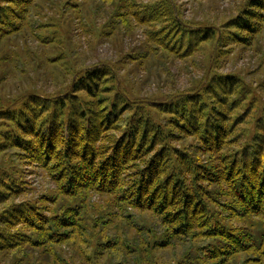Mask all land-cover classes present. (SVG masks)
Listing matches in <instances>:
<instances>
[{"label": "trees", "instance_id": "obj_1", "mask_svg": "<svg viewBox=\"0 0 264 264\" xmlns=\"http://www.w3.org/2000/svg\"><path fill=\"white\" fill-rule=\"evenodd\" d=\"M91 6L103 15L93 30L113 38L116 57L77 65L67 43L47 60L67 54L72 84L0 105V264H231L240 255L264 264V77L216 70L223 54L253 51L264 35V0H241L223 22L185 18L176 0ZM37 7L0 0V45L27 32L55 42L40 35L51 25ZM83 7L70 3L75 20ZM209 42L217 52L205 82L206 72L139 96L125 79L138 72L174 86ZM35 168L52 184L37 196L27 179Z\"/></svg>", "mask_w": 264, "mask_h": 264}, {"label": "rangeland", "instance_id": "obj_2", "mask_svg": "<svg viewBox=\"0 0 264 264\" xmlns=\"http://www.w3.org/2000/svg\"><path fill=\"white\" fill-rule=\"evenodd\" d=\"M36 1L38 7L35 12H39L38 15L36 14V18L40 21L46 20L51 25L50 27L40 29V35L50 33L54 37H57L55 38V42L44 46L41 45L37 38L30 36L27 32L24 35L20 34L10 38L3 45H0V58L8 57L6 60H0V105H6L12 99L17 97L22 98L26 93L32 91L40 94L55 93L66 87L69 83L72 84V80L78 72L73 74L68 73L67 68H69L68 63H70V59L67 54L63 53L61 59L56 62H49L47 60V56L56 55L58 48L61 49L67 43L73 45L75 55L72 58L73 60L76 58L77 65L86 64L87 66L116 57L113 38L110 39L109 36L97 37V31L93 30L94 27H92L90 21L93 20L92 22L99 24L102 21L103 15L98 14L95 18L92 17V0H84V7L82 8L84 18H76V20L75 11L71 10L69 5L72 2L73 9L77 0H69L67 5L64 2L65 0ZM176 2L179 4L185 18L195 21L214 19L218 20V22H223L230 14L232 15L237 12L238 4L241 0H176ZM136 32L137 37L141 38L138 35L141 33L139 29ZM125 41V43H128L127 38ZM115 42L118 43L117 40ZM237 47L233 48L232 53H225L221 56L216 65V70L227 72L234 68H242L247 80L253 81L263 78L264 64L260 67L262 64L259 63L264 52V35L258 36V40L252 46L254 47L253 51L247 52V49L240 50ZM211 50L212 46L210 42L205 44L200 51L198 50L194 54L197 65L189 67L190 72H177L174 86L167 83L157 84L155 79L146 80L138 72L126 74L128 78L125 77V79H128L129 86L133 88L135 95L139 96L155 94L160 90L170 91L174 87L178 89L186 88L191 83V77H199L204 72L207 73L212 61L209 69L210 72L215 59L214 56L212 60L213 52L211 53ZM176 64L177 66H182L179 60ZM261 92L264 94V90ZM14 102H16V99ZM14 102H11V104ZM11 104L6 105V107L8 108ZM27 179L31 182L33 188L31 195L34 196L52 186L48 177L38 168L33 169L31 174L28 173ZM92 199L99 200L97 196H93ZM64 255L66 256L65 253ZM243 258V255L237 256L231 261V264H240L243 262ZM41 259L46 260L45 257H41ZM95 263L102 264L103 259L99 261L98 258Z\"/></svg>", "mask_w": 264, "mask_h": 264}, {"label": "water", "instance_id": "obj_3", "mask_svg": "<svg viewBox=\"0 0 264 264\" xmlns=\"http://www.w3.org/2000/svg\"><path fill=\"white\" fill-rule=\"evenodd\" d=\"M216 46H217V42H215V45H214V51H213V54H212V60L214 59V56H215V53H216ZM211 63H212V61L210 62L209 68H208V70H207V73H206V76H205L203 82H205V80H206L207 77H208V72H209V69H210Z\"/></svg>", "mask_w": 264, "mask_h": 264}]
</instances>
